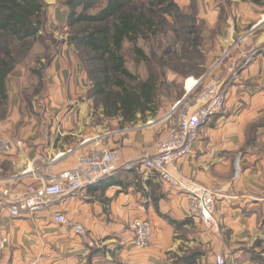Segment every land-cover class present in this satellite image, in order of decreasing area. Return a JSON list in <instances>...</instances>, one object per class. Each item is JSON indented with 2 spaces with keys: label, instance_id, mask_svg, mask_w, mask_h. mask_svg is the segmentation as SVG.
Wrapping results in <instances>:
<instances>
[{
  "label": "crops",
  "instance_id": "0c3cea01",
  "mask_svg": "<svg viewBox=\"0 0 264 264\" xmlns=\"http://www.w3.org/2000/svg\"><path fill=\"white\" fill-rule=\"evenodd\" d=\"M237 1L236 26L263 23L262 33L247 43L257 51L229 85L223 112L202 127L191 154L177 163L181 175L216 193L219 227L209 229L190 217L185 193L163 182L157 172L121 170L77 194L64 195L35 218L0 212V264H179L177 257L194 253L200 255L192 264H217V255L224 256L225 264H264V7ZM214 11L219 14L217 6ZM48 16L51 26L67 30L66 6L54 5ZM77 52L65 45L48 69L46 128L34 118L31 129L13 127L20 99L17 76L8 78L10 117L0 123V135L10 139L11 147L0 151V195L9 188L10 198L21 197L31 180L11 176L32 166L37 157H52L106 131L93 122L92 100L86 99L91 81ZM145 119L138 113L130 128L118 127L104 139L120 149L121 162L155 153L158 139L167 133L169 120ZM89 146L62 159L52 171L75 166ZM57 211L65 214L66 223L53 219ZM138 218L152 226L151 243L144 249L133 243L132 222Z\"/></svg>",
  "mask_w": 264,
  "mask_h": 264
},
{
  "label": "trees",
  "instance_id": "16d2710c",
  "mask_svg": "<svg viewBox=\"0 0 264 264\" xmlns=\"http://www.w3.org/2000/svg\"><path fill=\"white\" fill-rule=\"evenodd\" d=\"M244 1L264 7V0ZM62 4L68 8L70 33L58 41L46 33L43 0H0V119L9 103L8 78L36 42L49 48L48 38L55 46L64 43L78 50L92 84L94 107L102 108L104 118H120L122 127L136 121L138 113L143 118L155 113L168 73L186 75V62L203 56L197 14L191 15L176 0H62ZM127 46L145 64L147 76L128 67ZM52 57L47 63L37 59L34 72L41 83ZM199 255L177 257L176 263L192 264Z\"/></svg>",
  "mask_w": 264,
  "mask_h": 264
},
{
  "label": "built area",
  "instance_id": "2783aa9c",
  "mask_svg": "<svg viewBox=\"0 0 264 264\" xmlns=\"http://www.w3.org/2000/svg\"><path fill=\"white\" fill-rule=\"evenodd\" d=\"M252 53L240 65L219 70L222 59L214 65L210 74L186 80L189 100L183 103V113L176 123L171 122L173 112L182 104L178 101L172 111L164 119L170 121L167 133L162 135L156 144V152L145 154L128 162H121V152L117 146H110L103 141L112 131L100 132L93 137L83 139L78 144L58 152L52 157L39 156L32 166L16 172L12 180L22 181L30 179L25 192L18 198H10V189L1 190L0 212L6 211L11 217L36 216L49 210L64 195H74L97 185L101 180L118 174L119 171H155L160 179L174 189L185 193L190 217L198 219L209 229L219 227L215 216L216 193L208 187L196 183L194 180L181 175L177 169L178 161L191 154L194 144L199 138L202 127L211 118L223 112L227 103L228 87L232 81L238 79L240 72L253 60ZM154 121H149L151 123ZM89 146L81 152L77 164L71 168L55 173L53 167L62 159L76 153L81 148ZM11 145L3 141L0 151L7 152ZM53 219L59 223H66L63 212H55ZM134 232L133 243L139 249L147 248L152 239V226L147 219H135L132 222ZM82 233V227H77ZM93 245V242L90 243ZM217 264H225L224 256H216ZM27 264H40L38 260H31Z\"/></svg>",
  "mask_w": 264,
  "mask_h": 264
},
{
  "label": "rangeland",
  "instance_id": "374dc122",
  "mask_svg": "<svg viewBox=\"0 0 264 264\" xmlns=\"http://www.w3.org/2000/svg\"><path fill=\"white\" fill-rule=\"evenodd\" d=\"M46 5V33L57 39L58 41H64L70 31L63 26H51L49 24V12L52 7L56 4H62V0H43ZM181 8H185L190 11L191 15L197 14V25L201 28L204 37L202 46L203 56L197 60L186 62V75H176L173 72H169L167 75V81L162 86L159 97L158 107L155 113H147L145 121H157L163 120L171 111L172 107L180 100L182 104L173 112L171 122L176 123L179 115L183 113L182 105L189 100V96L185 97L187 93L186 80L191 77H201L211 73L214 65L219 59H222L219 70L225 71V69L232 66H238L244 62L247 57L252 53H256L255 49L250 50L247 44L250 37H256L257 34L262 33V24L256 25V22L250 23L245 28H240L235 25L237 23V0H176ZM238 3V4H237ZM193 4L197 7L194 9ZM65 6V5H64ZM216 6L219 8V14H216L214 9ZM235 25V26H232ZM233 28V29H232ZM50 37V38H51ZM49 48H46L43 44L36 42L33 50L26 57L25 62L19 64L13 74L10 77H16L14 84L18 97L20 99L19 116L17 119L14 118L15 124L13 127L16 129L32 128V118L36 122L44 124V128L48 127L49 117L46 115L47 105L45 98L47 95V79L48 69L53 61L55 55L68 44H60L55 46L51 39L46 40ZM252 45V44H250ZM250 50V51H249ZM242 52H245L241 55ZM55 54V55H54ZM52 55H54L52 57ZM77 58L83 62V58L79 52L76 53ZM239 56V57H238ZM52 57L46 71V76L43 83L40 82V78L34 72L37 69V59H41L42 62L47 63L49 58ZM126 57L128 67L135 73L142 76H147L148 71L143 62L138 61L135 58L132 50L129 46L126 47ZM241 57V58H240ZM196 64L195 67H193ZM193 68V70H192ZM19 76V77H18ZM9 77V78H10ZM90 80V79H89ZM92 84H90L91 89ZM89 89V91H90ZM89 91L86 95V99H91L92 104L90 105V112L92 113L93 122L100 125L106 131L116 130L119 128L128 129L132 124H126L121 127L120 121L116 118H104L102 108L96 110L94 107V98L89 95ZM10 92H9V103L6 112V116L0 119L2 125L5 124L6 119L10 117ZM9 114V115H8ZM102 115V116H101ZM28 118V119H27ZM12 123V122H11ZM105 132V131H103ZM3 141H7L10 144V139L5 135H0V148Z\"/></svg>",
  "mask_w": 264,
  "mask_h": 264
}]
</instances>
